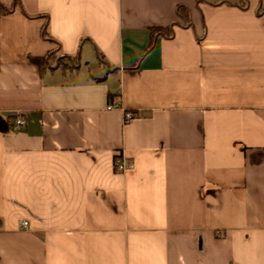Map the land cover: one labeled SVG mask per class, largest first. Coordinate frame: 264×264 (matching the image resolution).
Here are the masks:
<instances>
[{
    "label": "crops",
    "instance_id": "obj_1",
    "mask_svg": "<svg viewBox=\"0 0 264 264\" xmlns=\"http://www.w3.org/2000/svg\"><path fill=\"white\" fill-rule=\"evenodd\" d=\"M0 264H264V0H0Z\"/></svg>",
    "mask_w": 264,
    "mask_h": 264
},
{
    "label": "built area",
    "instance_id": "obj_2",
    "mask_svg": "<svg viewBox=\"0 0 264 264\" xmlns=\"http://www.w3.org/2000/svg\"><path fill=\"white\" fill-rule=\"evenodd\" d=\"M110 108H112V106H110ZM133 119H134V114L131 113V112L126 111L125 114H124V122L128 123V122H130ZM24 123H25V120L21 119V118L17 119V121H16L17 126H21ZM115 164H116V167L120 171H125V170L131 168V166H132L130 163H127L125 161V159H124L122 154L117 156ZM22 225H23V227H27V225H28L27 221H23Z\"/></svg>",
    "mask_w": 264,
    "mask_h": 264
},
{
    "label": "trees",
    "instance_id": "obj_3",
    "mask_svg": "<svg viewBox=\"0 0 264 264\" xmlns=\"http://www.w3.org/2000/svg\"><path fill=\"white\" fill-rule=\"evenodd\" d=\"M178 14H179V16H181L182 18H186V19H188L189 17H188V15H189V10H188V8L186 7V6H184V5H180V6H178ZM157 30V29H156ZM156 30L155 29H153V33H155L156 32ZM154 44V41H152L151 42V45L150 46H152ZM35 61L37 62V63H39V64H43L44 62H45V59H39V58H37V59H35Z\"/></svg>",
    "mask_w": 264,
    "mask_h": 264
}]
</instances>
